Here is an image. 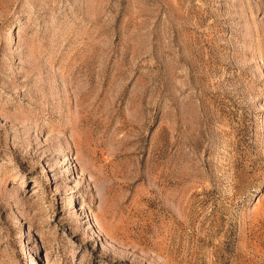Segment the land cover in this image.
<instances>
[{"label": "rangeland", "instance_id": "374dc122", "mask_svg": "<svg viewBox=\"0 0 264 264\" xmlns=\"http://www.w3.org/2000/svg\"><path fill=\"white\" fill-rule=\"evenodd\" d=\"M0 264H264V0H0Z\"/></svg>", "mask_w": 264, "mask_h": 264}]
</instances>
